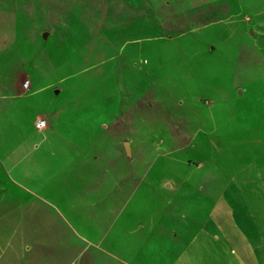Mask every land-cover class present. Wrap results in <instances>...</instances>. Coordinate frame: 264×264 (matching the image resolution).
I'll list each match as a JSON object with an SVG mask.
<instances>
[{"label":"rangeland","instance_id":"rangeland-1","mask_svg":"<svg viewBox=\"0 0 264 264\" xmlns=\"http://www.w3.org/2000/svg\"><path fill=\"white\" fill-rule=\"evenodd\" d=\"M245 173L264 0L0 3V264H112L127 224L172 235L188 188Z\"/></svg>","mask_w":264,"mask_h":264},{"label":"crops","instance_id":"crops-1","mask_svg":"<svg viewBox=\"0 0 264 264\" xmlns=\"http://www.w3.org/2000/svg\"><path fill=\"white\" fill-rule=\"evenodd\" d=\"M242 175L215 197L188 188L186 219L172 220V235L148 238L127 224L112 264H264V182Z\"/></svg>","mask_w":264,"mask_h":264},{"label":"built area","instance_id":"built-area-1","mask_svg":"<svg viewBox=\"0 0 264 264\" xmlns=\"http://www.w3.org/2000/svg\"><path fill=\"white\" fill-rule=\"evenodd\" d=\"M44 126H45V123L44 122H39L38 124H37V127L39 128V129H43L44 128Z\"/></svg>","mask_w":264,"mask_h":264}]
</instances>
